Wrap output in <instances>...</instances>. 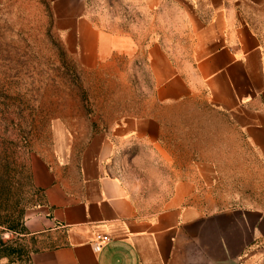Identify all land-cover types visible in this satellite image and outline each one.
Returning <instances> with one entry per match:
<instances>
[{
    "label": "crops",
    "instance_id": "1",
    "mask_svg": "<svg viewBox=\"0 0 264 264\" xmlns=\"http://www.w3.org/2000/svg\"><path fill=\"white\" fill-rule=\"evenodd\" d=\"M52 2L87 3L85 16L61 23L75 37L71 55L81 69L97 72L144 54L156 104L201 102L206 113L192 152L209 156L196 165H150L173 176L160 179L161 194L146 205L113 173L138 157L120 166L103 158L38 165L42 202L25 229L43 246L32 264H264V0H118L127 12L116 30L95 18L94 0ZM174 42L183 43L177 54ZM107 133L102 148L111 152L128 143L174 154V140L182 154L190 152L186 133L163 130L153 113ZM228 153L245 163L222 165Z\"/></svg>",
    "mask_w": 264,
    "mask_h": 264
},
{
    "label": "rangeland",
    "instance_id": "2",
    "mask_svg": "<svg viewBox=\"0 0 264 264\" xmlns=\"http://www.w3.org/2000/svg\"><path fill=\"white\" fill-rule=\"evenodd\" d=\"M52 1L0 0V264H32L33 254L43 246L23 232L26 219L42 202L35 185L38 165H90L103 158L120 166L138 157L135 166H120L113 173L126 180L137 203L146 205L161 194L160 179L173 176L164 168L150 170V165H166V160L196 165L198 156H209L192 152L198 149L196 137L206 113L201 102L174 109L156 104L144 54L115 59L97 72L81 69L71 55L75 37L61 31V23L85 16L87 3ZM94 1L88 5L95 18L103 27L118 29V18L127 12L123 3ZM147 24L141 19L143 35ZM182 45L174 42L175 54ZM151 113L161 119L163 130L186 133L188 154L165 137L163 142L177 149L174 154H154L128 143L114 152L102 148L104 131L109 137L124 119ZM240 155H226L222 165L235 160L244 164Z\"/></svg>",
    "mask_w": 264,
    "mask_h": 264
},
{
    "label": "built area",
    "instance_id": "3",
    "mask_svg": "<svg viewBox=\"0 0 264 264\" xmlns=\"http://www.w3.org/2000/svg\"><path fill=\"white\" fill-rule=\"evenodd\" d=\"M1 236H0V263L2 262L3 260V256H2V253H1V249H2V245H1ZM105 241H107V238L104 239Z\"/></svg>",
    "mask_w": 264,
    "mask_h": 264
},
{
    "label": "trees",
    "instance_id": "4",
    "mask_svg": "<svg viewBox=\"0 0 264 264\" xmlns=\"http://www.w3.org/2000/svg\"><path fill=\"white\" fill-rule=\"evenodd\" d=\"M23 232H26V229L23 228Z\"/></svg>",
    "mask_w": 264,
    "mask_h": 264
}]
</instances>
